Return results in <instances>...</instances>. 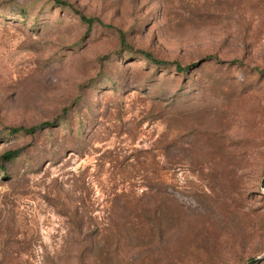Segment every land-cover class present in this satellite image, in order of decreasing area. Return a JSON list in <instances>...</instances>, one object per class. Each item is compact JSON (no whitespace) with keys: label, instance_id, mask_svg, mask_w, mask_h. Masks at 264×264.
<instances>
[{"label":"rangeland","instance_id":"374dc122","mask_svg":"<svg viewBox=\"0 0 264 264\" xmlns=\"http://www.w3.org/2000/svg\"><path fill=\"white\" fill-rule=\"evenodd\" d=\"M63 1L0 0V264L264 257V0Z\"/></svg>","mask_w":264,"mask_h":264},{"label":"trees","instance_id":"16d2710c","mask_svg":"<svg viewBox=\"0 0 264 264\" xmlns=\"http://www.w3.org/2000/svg\"><path fill=\"white\" fill-rule=\"evenodd\" d=\"M57 3L62 4V5H67V3L63 0H55ZM80 18L82 19V21H84L85 23L88 24L89 28L93 27L96 23L98 24H104L103 21H101L99 18H95V17H87L83 14L80 15ZM120 32V38H121V45L123 48L125 49H132L127 41H126V34L123 31H119ZM148 58H151L153 60L154 63L156 64H164L162 61L158 60V59H153L152 55L150 53H145ZM179 71H183L186 70V67H181L178 66L177 68ZM60 117H57L56 119L52 120V121H46L43 122L37 126H33V127H25V126H18V127H12L11 128V132L13 133H34L36 131H39L43 128H49L51 126H54L55 124H57V122L59 121ZM21 150L17 149V150H10L8 152H6L5 154H3V156L1 157L3 161H11L14 158H16L17 156H19ZM259 263V262H258ZM257 264V263H256Z\"/></svg>","mask_w":264,"mask_h":264},{"label":"water","instance_id":"95a60500","mask_svg":"<svg viewBox=\"0 0 264 264\" xmlns=\"http://www.w3.org/2000/svg\"><path fill=\"white\" fill-rule=\"evenodd\" d=\"M261 185H262V187L264 188V178H263V180H262ZM263 258H264V257H258V258H255V259L251 260V261L249 262V264H256V263L260 262Z\"/></svg>","mask_w":264,"mask_h":264}]
</instances>
